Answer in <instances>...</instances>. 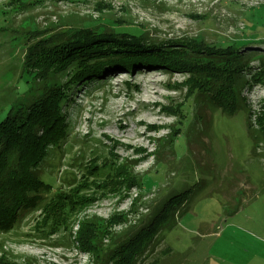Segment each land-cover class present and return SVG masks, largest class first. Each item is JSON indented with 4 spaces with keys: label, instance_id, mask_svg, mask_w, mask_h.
I'll list each match as a JSON object with an SVG mask.
<instances>
[{
    "label": "rangeland",
    "instance_id": "rangeland-1",
    "mask_svg": "<svg viewBox=\"0 0 264 264\" xmlns=\"http://www.w3.org/2000/svg\"><path fill=\"white\" fill-rule=\"evenodd\" d=\"M102 23L157 42L235 44L254 33L258 45L245 54L257 53L254 67L264 57V0H0L1 115L54 84L24 74L31 44ZM105 78L104 86L72 88L62 108L67 143L40 171L55 191L78 189L93 201L74 212L72 229L53 235L42 226L41 211L22 216L14 230L0 233V258L93 264L73 242L84 220L98 218L108 227L102 245L113 251L146 232L170 198L186 192L187 211L173 218L171 230L165 220L134 264H264V80L242 90L246 112L232 117L190 100L186 75L142 69ZM123 166L136 178L129 190L119 183Z\"/></svg>",
    "mask_w": 264,
    "mask_h": 264
},
{
    "label": "trees",
    "instance_id": "trees-1",
    "mask_svg": "<svg viewBox=\"0 0 264 264\" xmlns=\"http://www.w3.org/2000/svg\"><path fill=\"white\" fill-rule=\"evenodd\" d=\"M112 24L83 27L74 33L66 31L28 47L24 74L31 81L49 79L46 82L54 84L27 98V104L18 101L3 115L0 111L1 234L10 233L22 216L37 211L42 212V226L50 228V235L61 229L70 230L74 212L93 201L79 196L78 189L72 190V194L55 191L40 173L49 154L67 143L69 126L62 108L71 102L73 87L91 83L104 86L105 77L115 71L165 70L188 76L184 86L190 100L206 101L233 117L241 110L246 112L242 90L264 80V57L254 67L252 60L257 53L245 54L247 48L258 45L254 33L235 44L214 45L192 39L157 42L149 34ZM31 87L27 93H31ZM164 111L176 113L173 108ZM174 129H181V124ZM262 129L264 133V126ZM119 171L117 175L123 176L119 183L126 190L136 185V178L126 166ZM89 172L93 174L92 170ZM185 193L171 197L150 221L146 232L140 229L113 251L103 248L108 227H100L98 218H94L97 222L84 220L73 242L79 251L91 255L93 264H134L135 258L142 255L161 231L164 221L170 223L171 230L175 225L173 218L187 211ZM0 264L17 263L2 256Z\"/></svg>",
    "mask_w": 264,
    "mask_h": 264
}]
</instances>
